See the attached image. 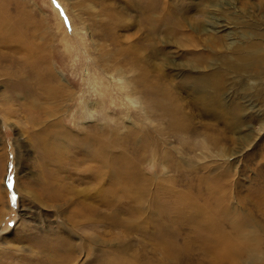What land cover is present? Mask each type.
<instances>
[{"label": "rangeland", "instance_id": "obj_1", "mask_svg": "<svg viewBox=\"0 0 264 264\" xmlns=\"http://www.w3.org/2000/svg\"><path fill=\"white\" fill-rule=\"evenodd\" d=\"M137 1L0 0L4 19L8 18L0 26V264H157L165 260L170 264L166 258L170 247L166 244L165 252L156 235L163 223L160 239L174 235L173 246L181 245L174 261L198 264L205 260L206 248L202 241H190L192 225L180 219L187 216L175 215L190 201L236 211L235 217H224L227 224L254 226L249 240L264 249V218L255 207L264 190V69L228 73L233 81L225 87L233 82L248 86L238 97L227 94L234 103L212 106L208 96L188 89L192 88L189 77L207 73V68L219 73L211 81L225 79L227 64H236L243 54L239 50L244 46L239 37L243 33H251L247 37L258 43L264 55V0H224L215 13L223 23L212 30L203 28V17H199L202 21L196 18L200 15L196 12L211 0H158L150 12L141 6L144 1ZM12 27L16 28L9 37L6 33ZM16 43L33 55L22 59L23 53L13 46ZM200 56L214 61L198 64L195 60ZM34 66L51 86L64 85V98L58 92L51 93V99L45 97ZM137 78L149 80L146 89L136 86ZM166 91L177 101L166 99ZM245 98L254 106L244 108ZM47 119L62 121L91 138L101 133L104 152L98 159L104 165L94 167L91 159L84 161L85 166L79 158L85 150L75 148L72 141L68 160L56 153L45 155L39 146V129L48 126ZM58 164L75 174L83 168L103 171L102 217L87 221L81 217L80 207L92 203L88 195L95 190L85 185L81 175L68 180L71 190L51 182L48 170ZM24 184L33 188L36 197L17 190ZM212 189L218 197L215 202L208 195ZM57 203L63 207H54ZM172 215L177 220L167 224ZM212 235L216 233L208 237ZM48 238H59L61 244ZM261 256L254 263L243 258L240 264H264ZM206 257L211 264H220Z\"/></svg>", "mask_w": 264, "mask_h": 264}, {"label": "bare ground", "instance_id": "obj_2", "mask_svg": "<svg viewBox=\"0 0 264 264\" xmlns=\"http://www.w3.org/2000/svg\"><path fill=\"white\" fill-rule=\"evenodd\" d=\"M137 1V0H136ZM144 1V3H142V7L143 9H145V11H151L152 7H155L158 5L157 1L158 0H142ZM141 1V2H142ZM188 1V0H187ZM224 0H211L210 2H208L205 6H201L202 10L199 12H196V14H200V15H196V18L199 19V17H203V21L200 18L199 20L202 21L203 28H205V30H212L213 27H218L219 25H221L223 23L218 21V17H215V13L218 10V7L221 5V3ZM139 2V1H137ZM127 3V2H126ZM160 6H158V8H161L162 4L161 2ZM128 4V3H127ZM140 4V3H139ZM164 9L166 8V4H164ZM168 5V4H167ZM169 6V5H168ZM215 6V7H214ZM170 7V6H169ZM167 7V8H169ZM199 7V8H201ZM211 7V8H210ZM163 8V7H162ZM197 8V7H196ZM123 9V8H122ZM135 9V8H134ZM138 9V8H137ZM230 9V8H229ZM124 10V9H123ZM167 10V9H166ZM182 11V10H181ZM143 12V10H142ZM145 13V12H144ZM143 13V14H144ZM181 13V12H180ZM194 13V12H193ZM211 13V14H210ZM149 14V13H148ZM147 14V15H148ZM226 14V13H225ZM152 15V14H151ZM211 15V16H210ZM237 15V14H236ZM124 16V15H123ZM122 16V17H123ZM230 16V14H229ZM227 16V17H229ZM232 16V15H231ZM111 17V16H110ZM113 17V15H112ZM127 17V16H126ZM142 17V16H141ZM145 17V16H144ZM150 18V16H148ZM235 17V16H234ZM240 17V16H239ZM119 18V17H118ZM192 18V17H191ZM233 18V17H231ZM123 19V18H122ZM141 19V18H140ZM164 19V17H163ZM172 19V18H171ZM220 19V18H219ZM8 18L4 19V15L2 14V10L0 8V26H2L3 24H5V21H7ZM145 20V19H144ZM240 20V19H239ZM128 21V20H127ZM131 21V20H130ZM148 22L150 20H147ZM184 21V20H183ZM236 21V20H235ZM129 22V21H128ZM141 22V21H140ZM154 22V21H153ZM115 23V22H114ZM136 23V22H135ZM206 23V24H205ZM6 24H8L6 22ZM118 24V22H117ZM170 24V23H169ZM193 24V23H192ZM235 24V23H234ZM21 25V21H18L17 26L19 27ZM210 27H207V26ZM227 25V24H226ZM243 25V24H242ZM246 25V24H245ZM137 26V25H136ZM144 26V24H143ZM213 26V27H212ZM125 27V26H124ZM160 27V25H159ZM196 27V26H194ZM248 27V26H247ZM251 27H256V25L253 24V26ZM9 28V27H8ZM13 28L16 27H12L10 28V30L6 33L8 34L7 36L10 37V33L14 32L15 30H13ZM175 28V27H174ZM223 28V27H222ZM246 28V27H245ZM250 28V27H249ZM5 29V28H4ZM151 29V28H149ZM251 29V28H250ZM18 30V29H17ZM20 30V29H19ZM5 31V30H4ZM160 31V30H159ZM248 31V30H247ZM20 33V31H19ZM172 33V32H171ZM138 34V33H137ZM185 34V33H184ZM211 34V33H210ZM250 35L251 33H247V34H241L239 35L240 39H244V43L243 41L241 43L244 44V46H242L241 48H239V50H241L243 52L242 55H238V62L235 63H228L227 64V69L225 70L226 73V77L223 81H219V79L215 82L211 81L210 79H215L219 77V73L214 72L213 69L211 68H207V70L209 72L207 73H201L200 75H197L195 77H189V79L192 81V88L188 87V89L190 90V92H198L199 94H201L202 96H208L209 100H210V105H219V103L221 104H229V102L234 103L235 99L234 98H230L227 96V94L229 93H236L235 97L237 95V93H243L244 91L242 89H246L248 88V86L241 84L240 86L238 85L237 82H233L232 84L228 85L227 87H225L230 81H233L232 76L230 78V76L228 75L229 72L231 73H237V70H241V72L243 70H253L256 69L257 72L259 73V71H262L264 69V55L259 53V47H258V43L251 41L250 39L253 38H248L247 35ZM121 35V34H120ZM149 35V34H148ZM245 35V36H244ZM107 36V35H106ZM180 36V35H179ZM254 36V35H252ZM148 37V36H147ZM228 37V36H227ZM129 38V37H128ZM213 38V37H212ZM232 38V37H231ZM11 40V38H9ZM247 40H250L246 43ZM254 40V39H253ZM22 42V41H21ZM234 41L228 42L230 44H233ZM260 42V41H259ZM222 43V42H221ZM220 43V44H221ZM261 43V42H260ZM229 44V45H230ZM137 45V44H136ZM255 45L257 46V49H255ZM15 47V49H17L20 55H22V59L23 58H30L33 53L32 50H26L24 48V46L20 43H16L13 45ZM199 46V45H198ZM233 46V45H232ZM35 47V46H34ZM32 47L31 49L35 50V48ZM201 47V46H200ZM211 47V46H210ZM228 47V46H227ZM129 48V47H128ZM136 48V46H135ZM263 48V47H262ZM261 48V49H262ZM134 49V48H133ZM229 49V48H228ZM131 49H129L130 51ZM216 50V49H215ZM264 50V49H263ZM139 51V50H138ZM240 52V53H242ZM27 53V54H26ZM130 53V52H129ZM134 53V52H133ZM138 55L140 54L139 52ZM143 53V52H142ZM262 53V52H261ZM210 54V53H209ZM136 55V54H135ZM141 55V54H140ZM146 56V55H145ZM235 56V55H234ZM124 57V55H123ZM133 57V56H132ZM150 57V56H149ZM144 58V56H143ZM131 59V58H130ZM146 59V58H144ZM149 59V58H148ZM147 59V60H148ZM29 60V59H28ZM132 60V59H131ZM134 60V59H133ZM132 60V61H133ZM260 60V62H259ZM25 61V60H24ZM118 61V60H117ZM124 61V60H123ZM128 61V60H127ZM146 60H144L145 62ZM198 64H204L207 66V64H211L214 61V58L212 59H207V58H203L202 56H200V58L195 60ZM126 62V61H125ZM124 62V63H125ZM140 62V61H139ZM143 62V61H142ZM121 63V62H118ZM133 63V62H132ZM138 63V62H137ZM192 63V62H191ZM239 63V65H238ZM127 64V62H126ZM159 64V63H158ZM156 63V65H158ZM128 65V64H127ZM140 65V64H139ZM144 65V63H143ZM131 66V65H130ZM148 66V65H147ZM190 66V65H189ZM134 67V66H133ZM138 67V66H137ZM141 67V66H140ZM144 67V66H143ZM129 68V67H128ZM131 68V67H130ZM136 68V67H135ZM153 68V67H152ZM151 68V69H152ZM156 68V67H155ZM154 68V69H155ZM118 69V68H117ZM138 69V68H137ZM150 69V68H149ZM148 69V70H149ZM182 69V68H181ZM33 70H35L34 73L39 74L41 71L39 69H36V67H33ZM147 70V72H148ZM185 70V69H184ZM255 70V71H256ZM47 71V70H46ZM134 71V70H133ZM139 71V70H138ZM153 71V70H152ZM183 71V70H182ZM181 71V72H182ZM204 71V70H201ZM120 72V71H119ZM151 72V71H150ZM157 72V71H156ZM193 72V71H192ZM239 72V71H238ZM240 72V73H241ZM121 73V72H120ZM123 73V72H122ZM180 73V72H179ZM195 73V72H194ZM247 73V72H246ZM48 74L49 75H54L50 70H48ZM143 74V73H142ZM146 74V73H145ZM151 74V73H150ZM166 74V73H165ZM191 74V73H190ZM197 74V73H196ZM40 75V74H39ZM123 75V74H122ZM144 75V74H143ZM152 75V74H151ZM179 75V74H178ZM183 75V74H182ZM181 75V76H182ZM121 76V74H120ZM124 76V75H123ZM133 76V75H132ZM186 76V75H184ZM225 76V75H224ZM137 77V76H136ZM161 77V75H160ZM215 77V78H214ZM43 77L40 75V81H39V88H44L45 92H42L43 94H45V97H47V99H51V93H53L55 95L56 92L60 93L61 96L65 95V92L63 91V87L64 85L62 84H56L54 86H51L50 84H48L46 81H44L42 79ZM147 78V76H146ZM145 78V79H146ZM244 78V77H243ZM138 79V80H137ZM136 79V83L138 85H141L142 87H144L146 89L145 86H148V81H142V79L137 78ZM156 79V78H155ZM159 79V77L157 78ZM182 79V78H181ZM134 80V78L132 79ZM59 82V81H58ZM134 83V82H133ZM153 83V82H152ZM169 83V82H168ZM130 84V82L128 83ZM135 84V83H134ZM184 84V83H182ZM186 84V83H185ZM195 84V85H194ZM250 86V88L252 87L251 83H247ZM61 85V86H59ZM154 85V84H153ZM160 85V84H159ZM170 85V84H169ZM155 86V85H154ZM158 86V85H156ZM162 86V85H161ZM167 86V85H166ZM172 86V85H171ZM190 86V85H189ZM152 87V85L150 86ZM176 87V86H175ZM180 87H181V83H180ZM186 87V86H185ZM225 87V88H224ZM133 88V87H132ZM149 88V87H148ZM155 88V87H154ZM224 88V89H223ZM161 89V87H160ZM167 89V88H166ZM174 89V88H173ZM187 89V90H188ZM60 90V92H59ZM141 90V89H140ZM153 90V89H152ZM176 91V90H175ZM185 91V90H184ZM181 93V92H180ZM246 93V92H245ZM67 94L69 95V92H67ZM175 94V93H174ZM199 95V96H201ZM231 95V94H230ZM226 96L228 98H226ZM234 97V95H232ZM247 96V95H245ZM63 98L65 96H62ZM68 97V96H67ZM166 99L170 98L172 99V101H177V99L172 97V94L169 91H166ZM59 98V97H58ZM196 98V97H195ZM199 99V98H198ZM208 99H206L207 101H209ZM203 100V99H202ZM237 100V98H236ZM37 101V100H36ZM201 102V101H200ZM205 102V100H204ZM251 100L250 98H245L244 103L245 106L244 108L248 105L251 108V106H254V104H251ZM88 103V102H87ZM173 103V102H172ZM195 103V102H194ZM199 103V102H197ZM208 103V104H209ZM34 103H31L30 106H34ZM86 105V104H85ZM237 105V104H236ZM235 105V106H236ZM42 105L39 104V107H41ZM175 106V105H173ZM89 107V106H88ZM248 107V108H249ZM43 108V107H42ZM169 108V107H168ZM171 108V107H170ZM176 108V107H175ZM211 108V106H210ZM225 108V107H224ZM86 109V108H85ZM167 109V108H166ZM42 110H44V112L46 113V115H48V111L46 110V108H43ZM171 110V109H170ZM178 110V109H177ZM207 110V109H206ZM220 111V110H218ZM217 111V112H218ZM224 111V110H223ZM222 111V112H223ZM246 111V109H245ZM229 112V111H228ZM247 115V114H246ZM256 118V117H255ZM50 119V118H49ZM47 119L45 121V123L48 125L47 127L43 125H40V129H39V146L41 148H43L44 150V154H48L49 155H55L54 153L57 154V156H62L61 158L66 157V159L68 160V158L70 157L71 151L69 150L71 148V144L70 141L73 142V144L75 145V148L77 147L79 150L83 151L85 150V153H81L80 158V162H84V161H89L93 159L94 160V164L93 166H97L98 168L100 166H103V162L101 164H99L101 161H99L100 159H98V156L101 158V155L104 152V149L101 145V133L98 134V131L96 132V134L93 135V138H91L92 136L88 135V134H81L78 132H75L74 130L65 127L61 122L62 121H56V122H52V120ZM174 119V118H173ZM230 120V119H229ZM186 122V121H185ZM237 124V123H236ZM177 125V124H176ZM52 127V129H51ZM100 128V127H98ZM51 129V131L49 132V130ZM238 130V129H237ZM91 134V132H90ZM240 136V135H239ZM69 141V142H68ZM57 145V149L56 151L54 146ZM104 146V145H103ZM56 147V146H55ZM106 148V147H105ZM107 152V151H106ZM56 156V155H55ZM73 157V155H72ZM91 157V158H89ZM72 159V158H71ZM58 160V159H57ZM97 160V162H96ZM44 161V160H43ZM76 162V160H73ZM85 164V162H84ZM64 166V165H63ZM85 166H87L85 164ZM83 168L82 171L78 174V173H74L72 171H70V168H64L62 166H59L58 164V168H50L48 170V177L50 178L51 182H55V184H58V187H60V189H62V187H65L66 185L69 187V190H71L70 188V183H72V181L69 183L68 180H72L73 178H75L74 176H80L82 177V179L84 180L85 185L89 184L91 185L92 188H94V191H91L90 194L88 195V198L90 197L92 200L91 204H88L87 206L85 204L82 205V207H80V211L79 213L82 215L81 217L83 219H85L86 221L89 218H96V217H102V206L104 204V202L106 203V193H105V184H104V178L103 177V171L98 169V168ZM58 172V173H57ZM42 173V172H41ZM56 173V174H55ZM123 174V172H122ZM128 175V174H127ZM29 176V175H26ZM112 176V175H111ZM43 177V175H42ZM41 177V179H42ZM113 177V176H112ZM40 178V176H39ZM111 179V178H110ZM123 179V178H121ZM149 179V178H148ZM40 180V179H39ZM45 180V179H44ZM119 180V179H118ZM118 180H116L118 182ZM142 180V179H141ZM120 181V180H119ZM123 181V180H122ZM136 181V180H135ZM144 181V179L142 180V182ZM148 181V180H147ZM264 181V180H263ZM68 182V184H66ZM110 182V181H109ZM123 183V182H122ZM141 183V182H140ZM30 185V187L32 186V183H28ZM131 184V183H130ZM143 184V183H142ZM73 185V184H72ZM40 186V185H39ZM75 186V185H74ZM126 186V185H125ZM139 186V185H138ZM142 186V185H141ZM85 187V186H84ZM88 187V186H86ZM212 187V185H211ZM78 188V187H77ZM82 187H79V189ZM113 188V187H112ZM214 188V186L212 187ZM32 190H30V188H28L26 186V184H24L21 188L17 189L18 191L22 190L27 192L28 194H30L31 196L36 197V194L34 193L33 188H31ZM78 189V190H79ZM115 189V188H114ZM139 189V188H138ZM264 189V187L262 188ZM75 190V189H74ZM91 190V188H90ZM132 190V189H131ZM130 190V191H131ZM77 191V190H76ZM80 191V190H79ZM138 191V190H137ZM132 192V191H131ZM71 193V192H70ZM142 193V192H141ZM85 195V193H83ZM110 194V193H109ZM134 194V193H133ZM137 194V193H135ZM134 194V195H135ZM209 197H212V199H214L213 201L215 202L216 199H218V197H215L214 195V191L213 189L209 192ZM55 196V195H54ZM129 196V195H128ZM138 196V195H136ZM140 197V196H139ZM54 199V198H53ZM130 199V198H129ZM39 200V199H38ZM81 200V199H79ZM114 200V199H112ZM131 200V199H130ZM252 200V199H251ZM68 201V200H67ZM111 201V200H110ZM213 201L207 200L206 202H209V204H213ZM66 202V201H65ZM81 202V201H80ZM79 202V203H80ZM205 202V201H204ZM114 203V202H113ZM116 203V202H115ZM135 203V202H134ZM137 203V202H136ZM220 203V200H219ZM257 203V204H256ZM60 203H57L54 207H58L61 208L63 207V205H59ZM65 204V203H64ZM141 203L139 202V205ZM72 205V204H71ZM115 205V204H114ZM53 206V205H52ZM142 206V205H141ZM213 206V205H212ZM93 209H91V208ZM136 207V206H135ZM139 207V206H138ZM255 207L257 208V215L259 217L264 218V190L262 192H260L259 194V198L258 200L255 202ZM57 209V208H54ZM136 209V208H135ZM142 209V208H141ZM144 209V208H143ZM143 209L141 210L143 212ZM58 210V209H57ZM130 211V210H129ZM234 211V210H233ZM85 212H88V215H85ZM148 212V211H147ZM145 212V214L147 213ZM61 213V212H60ZM90 213H94V216H91ZM149 213V212H148ZM151 213V212H150ZM96 214V215H95ZM141 214V213H140ZM143 214V213H142ZM155 214V213H154ZM238 213L236 211L232 212L231 210L228 211L225 209V207H218V206H214L212 208H205V207H201L199 204H197L195 201H190V203H187L184 208L180 209L179 212H177L175 215L177 217H180L182 215L187 216L186 218H182L181 222L183 223H189L191 226L190 230L193 233V243L198 244V242L200 243L202 241V245L206 248V256H209L210 258H212L213 260H216L218 263L220 264H240V262L243 261V258L245 259V261L249 262V263H254L255 259L262 255L260 257L261 260L264 261V249L262 250L261 248H259L258 245H255L254 243H252L251 240H249V238L251 237L250 232L253 231V229L251 227L254 226H248L244 223H236L234 221H230L231 224H227V220L224 217H227V215L229 217H235L234 215H237ZM160 216V215H159ZM115 218V217H114ZM130 218V217H129ZM158 218V217H157ZM80 220V218H78ZM101 219V218H100ZM138 219V218H137ZM145 219V217H144ZM176 218L172 215V217H168V220L166 221L167 224H172V222H174ZM77 220V219H76ZM77 220V221H79ZM94 220V219H93ZM159 220V219H158ZM177 220V219H176ZM175 220V221H176ZM252 220V219H251ZM81 221V220H80ZM84 221V220H83ZM96 221V219H95ZM131 221V220H130ZM140 221V220H138ZM143 221V220H142ZM139 222V223H142ZM225 221L226 224L223 222ZM180 225L181 227L183 225ZM224 224L226 227H224ZM255 224V223H254ZM129 225V224H128ZM18 226V225H17ZM132 226V224H131ZM20 227V226H19ZM166 227V225L164 226V223L160 225V232H157L156 235L159 237L158 240V245L161 246L162 248H164L165 252H166V244L170 247L169 251L167 252L166 258L169 260L170 264H180L179 262H175L174 261V256L175 254L180 250L181 245L178 247H174L172 242L175 241L174 239V235H169L167 238L168 239H160L163 234V228ZM184 227V226H183ZM188 227V226H186ZM185 227V228H186ZM22 228V227H21ZM132 228V227H131ZM144 229V228H143ZM23 230V229H22ZM264 233V230L262 231ZM216 233V235H212V237H208L210 236V234H214ZM261 233V232H260ZM94 235V234H93ZM95 238V237H94ZM246 238V239H245ZM49 240H54L55 244L56 242H59V238H48ZM252 239V238H251ZM91 241V240H90ZM96 242V241H95ZM101 242V241H100ZM99 242V243H100ZM160 242V243H159ZM186 242V241H185ZM218 242V243H217ZM259 242V241H258ZM61 244V240L59 242ZM65 243V242H64ZM85 244V243H84ZM259 244V243H258ZM261 244V243H260ZM259 252L260 255H258L256 252ZM120 255V254H119ZM158 256V255H157ZM206 256L205 260H199L198 262L200 264H211V261H207L206 260ZM49 257V256H48ZM145 260V259H144ZM163 260V258H162ZM135 262V261H134ZM100 263V262H99ZM147 263V262H146ZM149 263V262H148ZM153 263V262H152ZM165 261H162L161 263H157V264H165ZM198 263V264H199ZM214 264V263H212Z\"/></svg>", "mask_w": 264, "mask_h": 264}, {"label": "snow or ice", "instance_id": "obj_3", "mask_svg": "<svg viewBox=\"0 0 264 264\" xmlns=\"http://www.w3.org/2000/svg\"><path fill=\"white\" fill-rule=\"evenodd\" d=\"M14 199V198H13Z\"/></svg>", "mask_w": 264, "mask_h": 264}]
</instances>
